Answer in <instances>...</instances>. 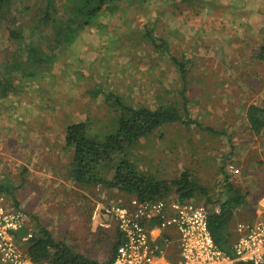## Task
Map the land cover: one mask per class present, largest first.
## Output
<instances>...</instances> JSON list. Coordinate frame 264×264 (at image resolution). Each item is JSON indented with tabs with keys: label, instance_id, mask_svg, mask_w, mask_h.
Instances as JSON below:
<instances>
[{
	"label": "rangeland",
	"instance_id": "374dc122",
	"mask_svg": "<svg viewBox=\"0 0 264 264\" xmlns=\"http://www.w3.org/2000/svg\"><path fill=\"white\" fill-rule=\"evenodd\" d=\"M56 1L57 29L33 32L42 5L35 0H13L0 27V182L14 188L23 212L33 219L31 212L50 204L59 218L52 230L55 241L97 262L110 256L115 232L99 226L103 219L93 221L92 212L98 203L131 197L75 184L68 175L72 149L64 143L73 123L86 122L98 140L114 132L119 111L103 95L88 96L98 87L136 108L184 106L191 119L221 133L170 124L122 157L159 181L187 171L213 200L220 198L227 179L244 198L232 232L257 215L264 197V130L250 131L246 110L264 108V0H113L94 25L70 13L77 10L72 0ZM70 16L76 22L70 23ZM148 30L185 63L184 84L170 56L149 43ZM11 31L21 39L12 38ZM111 176L104 172L107 180ZM0 197V206L14 208ZM195 202L204 200L198 194Z\"/></svg>",
	"mask_w": 264,
	"mask_h": 264
},
{
	"label": "trees",
	"instance_id": "16d2710c",
	"mask_svg": "<svg viewBox=\"0 0 264 264\" xmlns=\"http://www.w3.org/2000/svg\"><path fill=\"white\" fill-rule=\"evenodd\" d=\"M35 2H41L42 5L36 13L35 24L32 27L33 32H39L47 27L57 29L61 25V18L56 6L57 1L35 0ZM72 2L76 5L77 10L70 9V13L75 18H82L83 23L94 25L97 23L98 14L103 11V6L113 0H72ZM12 4L13 0H0V27L10 16ZM114 8L116 6H108L106 9L111 12L116 10ZM74 16H70L68 19L70 23L76 22ZM82 22H79V25H83ZM97 26L100 27L98 24ZM10 33L12 38L21 39L17 32L11 31ZM145 35L155 51L169 55L171 61L178 66L184 84L187 74L185 63L171 55L166 41L157 37L153 30L146 31ZM261 56L264 57V48H262ZM87 93L91 99L103 95L105 100L119 111V116L115 121L114 132L106 136L104 140L90 136L86 122L73 123L66 128L64 143L67 148L72 149L69 178L78 186H102L116 189L122 194L136 197L140 202H153L170 197H175L181 202L195 201L196 195L199 194L204 200L203 206L207 214V225L213 243L219 250L233 257L232 244L235 241V235L231 230V225L235 211L243 204L244 198L241 192L234 188L227 179L223 182V193L220 198L213 200L207 190L195 182L187 171L172 181H159L148 174L140 173L133 163L122 157L125 150L139 140L155 134L170 124L194 126L211 135H221V133L204 128L191 119L184 106L183 109H180L175 104H168L150 110L125 105L118 95L104 94L98 87ZM246 120L250 131L254 135H260L264 130V108L250 105L246 110ZM104 172L112 174L110 180L104 177ZM171 193L172 196H170ZM0 196L10 199L15 210H18L19 205L12 186L0 182ZM27 234L25 230H21L18 233V238ZM30 234L31 238L26 243L25 250L28 259L34 264H112L119 246V240L116 237L111 246L110 256L103 262H97L77 254L68 245L55 241L51 234L39 225H37V230ZM238 264L248 263L240 262Z\"/></svg>",
	"mask_w": 264,
	"mask_h": 264
},
{
	"label": "built area",
	"instance_id": "2783aa9c",
	"mask_svg": "<svg viewBox=\"0 0 264 264\" xmlns=\"http://www.w3.org/2000/svg\"><path fill=\"white\" fill-rule=\"evenodd\" d=\"M229 171H239L229 166ZM25 214L0 206V261L3 264H34L26 254L28 233L18 238L24 228ZM103 219L99 226L112 228L119 246L112 264H262L264 263V197L258 214L236 224L233 257L219 250L209 233L203 204L181 202L175 197L153 202L96 204L92 220ZM50 264V263H44Z\"/></svg>",
	"mask_w": 264,
	"mask_h": 264
},
{
	"label": "crops",
	"instance_id": "0c3cea01",
	"mask_svg": "<svg viewBox=\"0 0 264 264\" xmlns=\"http://www.w3.org/2000/svg\"><path fill=\"white\" fill-rule=\"evenodd\" d=\"M2 202H4V198L0 197V204ZM43 206H45L47 208L51 207L50 204H49V206H47L46 203ZM42 207L37 208L35 210V212H31V214L35 217V218H33L34 221H32L33 219L30 217V215L23 212L24 209L22 207L17 208L18 210L22 211L26 216L25 222H24V228L22 230H25L27 233H34V231L37 230V225H39V226L43 227L44 229H46L52 236L53 226L56 224V220L59 219L58 218V211L55 208H48V210H47L48 215H44L45 210H43ZM5 208L6 209H15V208H8V207H5ZM0 264H3V263L0 261Z\"/></svg>",
	"mask_w": 264,
	"mask_h": 264
}]
</instances>
